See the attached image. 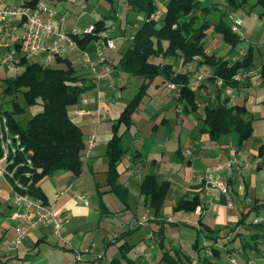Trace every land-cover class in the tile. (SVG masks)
Here are the masks:
<instances>
[{"label":"crops","instance_id":"obj_1","mask_svg":"<svg viewBox=\"0 0 264 264\" xmlns=\"http://www.w3.org/2000/svg\"><path fill=\"white\" fill-rule=\"evenodd\" d=\"M15 1L10 3L5 0L1 6L17 5L27 0ZM41 1L52 6L58 17L64 16L61 29L76 27L81 31L100 19L98 17L96 19L94 15H87L84 7L75 10L73 4L76 0H70L72 4L69 7L63 3L65 0ZM207 2H213L220 8L227 7L225 0H207ZM261 14L258 15V25L252 31V37L243 38L240 33L243 41L233 53H229V47L213 33L212 27L208 29L206 52L216 53L235 62L242 59L248 48H252L254 64L256 49L252 44L259 30L264 28V15ZM120 18L121 16L116 13L114 19L121 20ZM122 29L126 28L119 21L118 26H114L108 33L112 37H120L118 31ZM116 41H118L116 48L105 51L109 64L113 66L125 50V41L123 39ZM244 41L248 44L243 43ZM219 50L223 52L219 54ZM61 58L70 60L80 74L92 78L86 69L79 67L81 60L77 52L67 50L66 55ZM262 59L263 62L258 69L264 65V56ZM169 62L175 66L176 71L183 74L193 72L196 65L194 62L190 68L189 65L182 66L180 61ZM58 67L62 65L59 64ZM258 69L251 75L254 77L235 90L232 101L234 104H245L254 119L252 136L240 147L235 132L222 136L216 142L209 140L206 134L199 132L203 121L201 106L198 104L196 112L178 113L170 93L161 85V79L153 82L147 91L148 95L133 113L132 124L122 141L124 147H130L138 154L132 159L131 151L122 158L117 168L118 182L128 191V210H124L120 202L111 194H104L100 201L96 199V185H104L106 180L105 149L112 136L111 124L132 99L117 104L112 100V93L117 94L116 98L121 99L127 90V84L135 78L120 73L115 68L112 69L113 86L109 85L107 78H103L96 83L94 89L82 93L77 104L69 108L72 122L80 128L84 136L85 161L88 163L84 166L87 168L83 169L80 177L66 172H56L42 178L36 184L44 195L47 205L63 217L60 236L54 234L51 226H42L28 232L14 247V223L9 220L13 208L11 192L2 188L0 189V228L2 229L0 264H74V250L82 248H90L92 252L86 255L80 264H105L103 260L106 259L109 248L115 247L117 251L111 256L108 263L110 264L113 259L120 258L119 246L123 243L131 248L127 258L138 264H167L162 260L164 252L170 255L177 253L183 264H206L202 260L203 257H199L201 251L198 256L193 249L196 237H199L200 246L205 247L203 248L205 255H209L206 252V245L211 239H206L204 234L207 232V235L214 238H231L232 228L238 222L240 215L247 212L254 201H261L264 198V135H254L255 121L259 119L264 124V115L260 106L264 97V88L261 86ZM199 72H206V76L210 73L207 68H201ZM140 83L141 81L139 85ZM207 83L208 89L210 86ZM90 135H94L91 147L87 144ZM230 160H235L236 164L233 167H225L224 164ZM255 162L257 166L251 167ZM245 163L251 166L248 168L241 166ZM147 175H153L158 182H167L169 185L160 210L161 218L158 219L154 218L144 196L140 195L141 182ZM219 181L225 183L227 194L222 193L218 188ZM59 189H65V192L57 196ZM75 193L86 197L89 204L78 202L74 197ZM193 197L199 199V205L194 211H174L173 208L180 199L189 200ZM100 202L105 206V213L100 211ZM116 220L119 224L122 223V227L126 224L129 228L115 233L111 222ZM141 226L152 229L137 242L124 241ZM132 227L135 228L131 232L122 234L130 231ZM207 228L215 232L206 231ZM146 242L149 246L142 247L141 245ZM232 253L240 256L243 263L253 258L256 264V259L260 261L261 257L264 264V251L253 254L250 249L244 250L242 243ZM120 264L128 263L122 260Z\"/></svg>","mask_w":264,"mask_h":264},{"label":"trees","instance_id":"obj_2","mask_svg":"<svg viewBox=\"0 0 264 264\" xmlns=\"http://www.w3.org/2000/svg\"><path fill=\"white\" fill-rule=\"evenodd\" d=\"M28 1L33 5L41 0ZM247 1L225 0L226 8L237 12L244 8ZM160 4L164 7L161 18L151 19V16L160 9ZM124 5L129 12L143 14L144 21L136 27L131 36L130 45L117 59L115 66L109 65L113 70L115 68L120 73L141 79V83L136 94L111 124L112 136L105 149L106 180L104 185H96L95 189L96 199L99 201L104 194H111L120 202L124 210H128V191L118 182L117 168L122 158L132 150L130 147H124L122 141L124 134L128 133L132 124L133 113L148 95L147 91L153 82L161 79V85L165 89L169 82L180 85V97L174 101L175 105H181L182 109L178 113L196 112L199 104L203 114L199 132L206 134L209 140L214 142L219 141L222 136L235 132L238 135V146L240 147L252 136L254 119L245 104L230 103L229 99L223 95V89L230 86L238 90L245 82H234L232 77L239 71L252 73L254 64L252 48H248L242 59L235 62L216 53L206 52V32L211 27L213 33L229 47V53H233L243 41L241 35L233 32L232 26L226 24L222 17L217 23L207 20L211 11L217 8L213 2L208 3L207 0H124ZM257 6L264 9V0H255V3L249 7L248 13ZM111 12L93 24L91 34L74 37L79 50L86 51L91 56L94 55L99 33L108 32L110 27L107 25V20L115 18L116 12L113 8ZM263 15L264 12L261 16ZM125 30L118 31L120 37H123ZM117 37L119 36H113V38ZM28 59L23 56L20 58L19 66L22 67L20 73L0 80V112L6 116L11 131L19 134L25 149L30 151L28 157L31 159L33 168L31 170L27 166L18 168L16 177L23 183H27L23 173L31 172L32 184L28 189V194L42 199L47 204L44 195L36 187L42 178L56 172L70 173L75 177H80L82 174L86 162L85 140L80 128L72 122L69 108L77 104L82 93L94 89L97 82L93 78L80 74L76 66L66 58H55L54 67ZM170 60L180 61L182 66L196 62L195 69L193 72L183 74L176 71L175 66L169 62ZM106 61L109 63L107 58ZM59 64L62 67H58ZM201 68H207L210 73L207 76L204 75L205 79L196 89L192 90L189 88V83L201 73L199 72ZM258 76L264 88V65L258 69ZM217 79L222 81V86L216 85ZM206 82L210 86L208 89ZM19 96L22 97V104L18 101ZM35 106H41V111L33 114L23 124L20 117L24 115L27 108ZM260 106L264 115V97ZM137 156L138 154L132 151V159ZM23 160V156L17 157L18 162ZM168 187L167 182H158L153 175L145 176L141 182L140 195L144 196L146 205L156 219L161 218L160 210L163 207ZM198 205V197L189 200L180 199L173 209L174 211L191 212ZM99 207L101 213H105V206L101 202ZM251 214L255 215V218L250 221ZM260 216L261 221L253 223V220ZM263 218L264 198L261 201H254L248 211L240 215L238 222L232 228L233 235L227 239V242L234 241L241 236L250 240V242H242L244 250L260 252L258 247L261 241H264ZM134 228L122 234L129 233ZM238 229L240 231H237ZM206 231L215 232L208 228ZM204 236L206 239H211L206 245L211 253L202 260L206 264H222L218 261L221 251L216 248L221 238H214L207 235V232ZM199 241L197 236L193 244V249L198 256L205 248L200 246ZM119 249L120 258L113 259L110 264H120L122 260L128 264H138L127 258L131 250L129 245L123 243ZM225 253L228 256L232 254V251L226 250ZM185 258L189 260L188 257ZM211 258L216 261H212ZM162 260L167 264H183L177 253L170 255L164 252Z\"/></svg>","mask_w":264,"mask_h":264},{"label":"built area","instance_id":"obj_3","mask_svg":"<svg viewBox=\"0 0 264 264\" xmlns=\"http://www.w3.org/2000/svg\"><path fill=\"white\" fill-rule=\"evenodd\" d=\"M4 3L5 0H0V67L14 66L20 62L22 56L38 59V62L43 65H50L55 58L64 57L67 50H71L77 52L80 56L79 67L86 69L96 82L107 78L109 85L113 86L112 68L106 61L105 51L115 48V39L108 32L99 33V40L95 43L94 55L91 56L88 52L78 49L74 37L91 34L93 25L81 31L76 27L61 29L64 16L58 17L55 9L44 1H38L32 5L27 0L17 5L2 7L1 5ZM162 14L163 12L158 10L151 16V19H159ZM231 26L233 32L240 34L237 25L233 24ZM116 39L121 40L123 37H117ZM250 75V72L239 71L232 77V80L242 83ZM204 79V75H197L189 83V88L196 89ZM216 85L222 86V81L217 79ZM166 89L174 101L179 99L180 85L169 82L166 84ZM223 95L232 103L235 90L230 86H226L223 89ZM181 109V105L176 104L177 112ZM93 141L94 135H90L87 141L88 146L91 147ZM28 155H30V151L25 149L19 134L11 131L6 116L0 112V188L1 183H3L11 192L13 208L9 220L14 223V247L20 243L24 235L42 226H51L54 234L59 237L63 224V217L59 213L45 204L42 199L28 194V189L32 184V173L29 171L23 173L27 183H23L16 177L18 168L23 166L29 167L30 170L33 168ZM18 156H23L24 160L18 162ZM235 164V160H230L224 166L233 167ZM241 166L248 168L251 165L245 163ZM256 166L257 162L253 163L251 167L255 168ZM217 186L222 193L227 194V187L223 181H219ZM63 192H65V189H59L57 196L62 195ZM74 197L84 205L89 204L88 199L79 193H75ZM260 221L256 218L253 223ZM91 252L92 249L90 248L75 249L74 264H80L84 257ZM206 252L211 253L209 248H206ZM98 257H101V255H98ZM228 258L230 264H240L236 262L233 255H228ZM243 264H255V261L250 259Z\"/></svg>","mask_w":264,"mask_h":264},{"label":"rangeland","instance_id":"obj_4","mask_svg":"<svg viewBox=\"0 0 264 264\" xmlns=\"http://www.w3.org/2000/svg\"><path fill=\"white\" fill-rule=\"evenodd\" d=\"M8 1L10 3L16 2L15 0H8ZM17 1H22V0H17ZM63 3L67 7H69L72 4V2L70 0H65V1H63ZM254 3H255V0H248L247 4L244 6V8H242L240 11H237V12H232L231 10H228L227 8L224 9V8H220L219 6H216L217 8L215 10L211 11V13L208 15L207 19L211 23H217L218 20L220 19V17H222L226 24L237 25L239 27L240 33H242L243 38H251L253 29L258 25V21H259L258 15L264 12V9L261 6H257V7L252 8L251 12L248 14L249 7L251 5H253ZM73 7H75V10H78L79 7L81 9H82V7H84L87 15H94L95 18L96 17L103 18V17L107 16L111 12V8H113V10L116 13H118V15L121 16V18H120L121 20L114 19V18L108 19L107 25L110 27V31H111V29L114 26H118L119 21L123 23V27L126 28L125 33L123 35V40L125 41L124 49H126L130 45V38L134 34L136 27L138 25H140L141 23H143V21H144V15L143 14H135V13L129 12L126 9V7L124 5V0H76V2H74V4H73ZM159 10H161L162 12L164 11V7L162 6V4H160ZM111 13L113 14V12H111ZM129 21L133 22V23L130 24ZM114 39H115L114 43H115V48H116V45L118 42L116 40H120V39H116V38H114ZM243 43H246V41H244ZM205 44H206V39H205ZM246 44H248V43H246ZM252 45L255 47L256 51L254 53V65H253L251 75L254 72H256L258 67L263 62L262 56H264V28L259 30V32L255 36V39H254ZM222 52H223L222 50L218 51L219 54H221ZM28 60L38 62V60L34 59V58H29ZM19 64H20V62L15 64L14 66L0 67V80L4 79V78L12 77V76L20 73L22 70V67L19 66ZM50 66L54 67L55 64L52 63V64H50ZM192 66H193V64L189 65L190 68ZM199 70H201V69H199ZM205 73L206 72H201L200 74L206 75ZM252 77H254V75L249 76V78H247L245 80L247 81L248 79H251ZM140 81L141 80L138 78H133V80H131V82L129 84H127V86H126L127 90H126V92L123 93V97H122L123 99L122 98L121 99L116 98L117 94L112 93V100L113 101L115 100L117 104L122 102V101L124 103L129 101L133 97V95L137 92V88H138ZM157 81H159V80H157ZM0 84H1V82H0ZM5 101H6V99L4 100V102ZM18 101L21 104L23 103L21 96L18 97ZM8 109H10V106H8ZM40 111H41V106H35V107L27 108L24 115H22L20 117L21 122L23 124H25L26 121L33 114L40 112ZM254 135L255 136L264 135V124L259 119H257L254 123ZM86 163L87 162H85V165H86ZM85 167L87 168V166H84V168ZM2 188L9 192L7 186L4 185L3 183H1L0 189H2ZM261 216L257 217V219L261 220L262 219ZM253 218H255V215L251 214V216L249 218L250 221ZM263 220H264V218H263ZM111 223H112V226L114 228L115 233L120 232L122 230L126 231L129 228L126 224L122 227L121 226L122 223L119 224L118 220L112 221ZM150 229H152V227L148 228L147 226H141L140 229H138L136 232H134V234L131 235V237L125 238L124 241L137 242L138 240L143 238L145 233H147V234L150 233ZM1 230L2 229L0 228V231ZM166 236H167V238H169V234H167ZM226 238H228V237H226ZM226 238L223 237V238L219 239L217 247H216V248L220 249V251H221V256H220V259L218 261L222 264H230V260L227 256V254L225 253L226 250H231V251L235 252L236 249H238L240 247V244L243 241L250 242L249 239L243 238V237H238L236 240L231 241V242H227ZM146 243L142 244L141 246L142 247H148L149 243L148 242H146ZM258 248L260 250L264 251V241H261V244L259 245ZM116 251H117V249L115 247H113V248L110 247L108 254H107V257H106V259L103 260V263L108 264L111 256L113 254H115ZM253 254H254V252H253ZM229 255H233V258L236 260L237 263H240V264L243 263L240 256L236 255L235 253H232V254L230 253ZM158 256H159V254H158ZM205 256L206 255L202 250L200 253V257H205ZM211 260L216 261L213 258H211ZM248 260H250V259L245 260L244 263ZM256 264H263L261 257H260V261L258 259H256Z\"/></svg>","mask_w":264,"mask_h":264}]
</instances>
